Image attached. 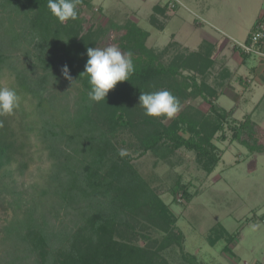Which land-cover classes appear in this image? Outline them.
I'll use <instances>...</instances> for the list:
<instances>
[{
    "label": "trees",
    "instance_id": "1",
    "mask_svg": "<svg viewBox=\"0 0 264 264\" xmlns=\"http://www.w3.org/2000/svg\"><path fill=\"white\" fill-rule=\"evenodd\" d=\"M47 4L0 0V77L6 73L14 79L13 88L23 96L14 112L24 115L18 127L10 115L0 116V206L11 213L0 227V264H171L163 251L181 245L184 235L126 148L167 159L184 147L195 151L210 173L220 160L212 139L230 113L209 101L214 120L195 119L187 110L169 123L145 115L141 93L167 90L181 106L207 85L198 84L194 75L183 76V55L167 65L157 61L145 44L149 32L134 22L113 25L126 30L120 46L132 53L134 73L105 100L91 101L83 73L88 46ZM65 65L71 80L62 73ZM118 93L121 104L109 107V95ZM232 122V138L252 146L256 130L246 126L250 121ZM129 129L135 130L137 143L124 140ZM34 138L41 144L42 165L26 181L28 165L36 160L30 150ZM250 149L263 151V146L255 143ZM121 150L126 154L121 156ZM152 230L161 236L152 237ZM234 236L219 225L209 238L215 244Z\"/></svg>",
    "mask_w": 264,
    "mask_h": 264
},
{
    "label": "rangeland",
    "instance_id": "2",
    "mask_svg": "<svg viewBox=\"0 0 264 264\" xmlns=\"http://www.w3.org/2000/svg\"><path fill=\"white\" fill-rule=\"evenodd\" d=\"M77 12V19L65 22L79 42L86 43L88 48L116 46L127 54L119 40L126 30L117 31L113 25L134 22L149 32L145 44L154 51L157 61L167 65L183 55L181 62L186 61L185 66H190L207 62L200 60L198 55H191L195 50L209 52L207 35L203 31L221 39L219 43L223 42L233 55H241L243 51L239 43H243L255 23L264 18V0H80ZM181 71L186 77L193 73L189 69L182 68ZM192 77L198 84H205V77ZM214 77H207L206 82L210 78L214 82ZM14 85L9 74L0 77V87L14 89ZM196 92L183 102L176 115L187 110L195 119L204 115L214 120L207 103L212 96L206 90L202 93L196 89ZM119 95H109V107L121 104ZM18 96L21 101L23 96ZM128 98L130 101L131 96ZM23 106L31 109L28 104ZM23 117L20 112H14L10 120L18 127ZM228 119L212 139L214 152L220 160L210 173L198 162L196 152L184 147L167 159H161L151 151L139 156L138 152L126 148L133 154V162L140 174L160 192L163 201L175 214L177 228L184 235L181 245L174 244L163 251L171 264L264 262V218H261L264 211L258 212L264 206V154L255 156L254 152L261 151L250 149L257 143L264 151V100L256 109L255 122L249 120L246 125L253 130L260 128V132L256 130L253 134L256 141L251 138L252 146L232 138L234 122L230 117ZM190 134L186 131L184 136ZM136 136L135 130L129 129L123 137L128 145L138 142ZM30 145L36 160L28 165L26 181L35 177L38 166L42 165L38 157L41 144L34 138ZM181 185L187 189L189 197L185 196ZM10 215L9 209L0 206V227ZM219 225L235 235L231 242L226 238L215 244L210 242V235ZM150 234L152 237L161 236L156 230Z\"/></svg>",
    "mask_w": 264,
    "mask_h": 264
},
{
    "label": "crops",
    "instance_id": "3",
    "mask_svg": "<svg viewBox=\"0 0 264 264\" xmlns=\"http://www.w3.org/2000/svg\"><path fill=\"white\" fill-rule=\"evenodd\" d=\"M203 32L207 35L206 42L209 43V52L206 54V52L195 50V54L192 52L191 55L200 54L198 55L199 59H204L207 62L201 67H199V63H192L190 66H184L183 69L193 71L192 75L205 77L207 87L203 88L202 93L206 90L212 96L208 98L210 101L229 111L230 121H254L256 109L264 100V58L243 52L241 55H233L223 42L219 43L221 39L211 36L210 33H207L208 31ZM248 35L249 32L245 40ZM233 38L235 37L233 36ZM219 51L220 55H218ZM224 51L225 53H223ZM213 75L215 76L214 82L211 81V78L206 82V78ZM207 103L210 105L209 102ZM255 130L260 132V128ZM260 154H264V151L254 152L253 155ZM250 155L248 154L249 157ZM261 210L264 211V206L258 212H262ZM261 218H264V215Z\"/></svg>",
    "mask_w": 264,
    "mask_h": 264
},
{
    "label": "clouds",
    "instance_id": "4",
    "mask_svg": "<svg viewBox=\"0 0 264 264\" xmlns=\"http://www.w3.org/2000/svg\"><path fill=\"white\" fill-rule=\"evenodd\" d=\"M80 0H48L47 7L60 23L77 19V6ZM85 71L90 84L88 97L91 101L105 100L109 90L118 82L128 81L134 73L132 53H122L116 46L88 48ZM65 78L71 80L67 65L62 68ZM19 96L15 89L0 87V116L12 115L19 106ZM139 105L149 117L172 119L180 110L179 100L167 90L141 93ZM126 154L121 150L120 155Z\"/></svg>",
    "mask_w": 264,
    "mask_h": 264
},
{
    "label": "built area",
    "instance_id": "5",
    "mask_svg": "<svg viewBox=\"0 0 264 264\" xmlns=\"http://www.w3.org/2000/svg\"><path fill=\"white\" fill-rule=\"evenodd\" d=\"M242 51L249 55L264 57V18L261 17L249 31L248 38L239 43Z\"/></svg>",
    "mask_w": 264,
    "mask_h": 264
}]
</instances>
